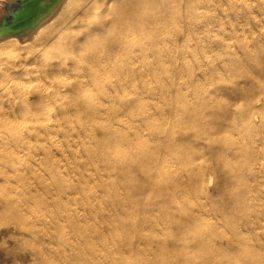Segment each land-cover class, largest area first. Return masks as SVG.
I'll list each match as a JSON object with an SVG mask.
<instances>
[{
    "label": "rangeland",
    "instance_id": "obj_1",
    "mask_svg": "<svg viewBox=\"0 0 264 264\" xmlns=\"http://www.w3.org/2000/svg\"><path fill=\"white\" fill-rule=\"evenodd\" d=\"M181 12L128 50L102 32L97 113L0 101V264H264V0Z\"/></svg>",
    "mask_w": 264,
    "mask_h": 264
},
{
    "label": "bare ground",
    "instance_id": "obj_2",
    "mask_svg": "<svg viewBox=\"0 0 264 264\" xmlns=\"http://www.w3.org/2000/svg\"><path fill=\"white\" fill-rule=\"evenodd\" d=\"M21 1L17 23L9 25L0 11V101L6 96L14 102L49 100L58 110L87 114L101 109L102 62L112 61V56H102V32H118L109 45L128 50L136 46L133 35L148 38L149 32H169L170 24H179L184 15L170 18L179 0ZM7 36L9 41L2 39ZM38 63L44 69L34 71ZM73 94L80 95L59 102Z\"/></svg>",
    "mask_w": 264,
    "mask_h": 264
}]
</instances>
